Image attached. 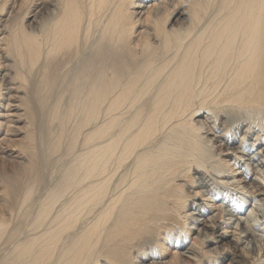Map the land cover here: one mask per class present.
<instances>
[{
	"label": "bare ground",
	"instance_id": "bare-ground-1",
	"mask_svg": "<svg viewBox=\"0 0 264 264\" xmlns=\"http://www.w3.org/2000/svg\"><path fill=\"white\" fill-rule=\"evenodd\" d=\"M163 1L0 0V69L6 71L0 72V150L25 154V169L38 172L54 143L44 134L41 150L35 131L55 78L87 43L95 45V61L71 76L61 116L64 123L68 112H83L81 152L45 194L47 202L32 204L39 207L33 221L23 213L32 223L30 233L24 228L28 236L17 239L16 231H7V211L13 209L6 210L8 218L0 221V239L8 245H2V264H98L91 260L95 246L102 264H124L130 251L142 259L137 264H163L157 259L166 254L169 236L186 248L171 257L170 263L180 264L206 251L195 239L190 245L184 231L194 228L190 221L199 222L195 215L215 207L217 221L237 231L233 241L247 264H261L264 214L258 211L264 207L250 194L248 205L245 197L233 202L244 186L221 156L230 155L235 164L264 157V149L246 139L253 133L254 141L264 138V0H214L213 14L203 21L210 0H168L164 9ZM140 13L147 24L136 27ZM174 17L178 26H166ZM65 83L64 90L56 82L58 93L60 87L67 91ZM262 162L256 170L264 181ZM188 180L197 188L193 195L181 191L191 187ZM217 253L210 264L224 252Z\"/></svg>",
	"mask_w": 264,
	"mask_h": 264
},
{
	"label": "rangeland",
	"instance_id": "rangeland-1",
	"mask_svg": "<svg viewBox=\"0 0 264 264\" xmlns=\"http://www.w3.org/2000/svg\"><path fill=\"white\" fill-rule=\"evenodd\" d=\"M160 1H163V0H160ZM167 1L168 0H164L163 1V9L167 5ZM216 6H217V4H216V2L214 0H210L209 1V3L207 4L206 10L202 14V16L200 15L202 17V21L205 20V19H207V17L209 15H211V13L213 14V9H215ZM201 8H202V6L199 5L198 6L199 11L201 10ZM209 12H210V14H209ZM140 16H141V20L139 21V23H141L142 25L141 24L140 25L137 24L136 27L145 26L147 24L146 23L147 20L144 19L145 15H141V13L137 15V17H139V19H140ZM175 17L172 18V19L170 18L169 20L167 19V21H166L167 25L166 26H169V27H177L179 20H176ZM138 30H139V28H138ZM4 35H5V33L2 32L0 34V37L1 36H4ZM93 41H94V38H93ZM0 43H1V41H0ZM93 43H89V44L87 43V45L82 49L83 50V53H81L82 51L79 53V57L81 56V58H79L77 56L78 57V59H77L75 56H73V58H71V60H70V65L67 66L68 68H65L63 71H61V73L59 74L61 76H58V79L55 78V80L53 82V86L50 87V89H49L50 90V97L48 96V99L46 100L47 101V104H49V105L45 104L46 102L45 103L42 102V104L40 106L41 109H40V107H38V109H40L39 112H41V113L39 114V117L37 119L38 121H36V126H37L36 130L37 131H35V132H36V136L38 137V139H36V140L38 142L39 148L41 150L44 149V144L41 143V141H43L44 138L46 140H48V141L50 139V141L52 143L54 142L52 144V147H51V145H49V147L51 148L50 152H49V150L48 151L46 150L48 152L47 154H45L46 155L45 156L46 158L44 156L42 157V158H45V161H44V159L41 158V156L38 157V160L39 159L40 160L42 159L44 161L43 162L41 160L42 161L41 162L39 160L40 163H38V168H37L38 172H34L35 169H31L30 168V165H29L28 168L26 167V169L24 167L20 166L24 162L27 163V161L25 159V158H27V156L25 154L24 155L21 154V153L17 154L18 152L15 151V150L12 151V153H11V151H8V150H4V152H3V149L0 150V203H1V205H2V203L4 205V207H2L3 205L2 206L0 205V208H1L0 209V221L2 219L4 220L5 218H8L9 214L7 212L10 213V216H11L10 217V221H9V223L7 222V226L8 227L6 226L7 229H8L7 231L11 230L13 233L16 231V233L13 234L14 235L13 237H16V238L18 237L17 239H19V238L22 239L23 238L22 236L25 237V234H27L26 236L29 235V233L31 232V230H29V229L31 228V224H32L31 221H29V220L32 219L33 215L36 214L35 209L37 208V207H33V206L35 205V206H39L40 207L42 205V203L40 205H38V204L41 201H43V203L47 202V196L46 195L48 194V192L53 189L54 184L57 183L58 179L60 178V176L64 172V170L65 171L66 170H71V167L76 162V159H77L78 155L81 152V140H82V135L81 134L83 133L82 130L84 128L83 127V124H84V121H85L84 120V114H83V112L81 110L77 111L75 114L68 112L67 119H65L67 122L64 120L66 122V124H65V122L62 123L63 121L61 120V118H62L61 116H63V113H65L67 111L66 108H67L68 105H66V104H68V101L70 100V98H68V97L69 96L71 97V85L73 84V82L75 80V78L74 79L73 78L71 79V76L73 75L74 71H76L77 68H79L80 66H82L83 63L86 62L87 60H89L90 62H92V60L95 61V59H94L95 58V53H94V49H95L94 47H95V45ZM70 66H72V68ZM5 68H7V67L5 66ZM65 71L67 72L66 74H69L70 77L65 74ZM0 72H2V74L6 73L4 67H3L2 70L0 69ZM63 78L66 81V83L68 84V89L65 87L68 92L67 91L64 92L65 89L63 87V85H64L63 83L65 81L63 80ZM57 81H59V82L62 83L61 84V87L64 89L63 90L60 87L59 93L57 92V90L55 88ZM66 83H65V86H66ZM8 86H11V83ZM51 92H52V95L53 96H51ZM66 92L68 94H66ZM67 95H69V96H67ZM57 97H58V102L56 103ZM64 103H65L66 108H64V105H63ZM45 105L48 108L47 107L45 108L44 107ZM49 107L50 108L52 107V109L50 110ZM51 111L52 112L54 111V114L53 115H50L49 114V113H51ZM203 115H205V114H203ZM236 116H238V115H236ZM80 118H82V119H80ZM208 120L210 121V124H212V122H211L212 121V118H210ZM20 122H22V121H20ZM61 123L63 124V126L65 124L64 128L61 125ZM79 123H81V126H80ZM20 124H23V123H20ZM244 128L242 129V131L244 130ZM78 130L79 131L81 130L82 133L79 132ZM254 130H256V129H254ZM48 131H51V132H48ZM79 133H81V134H79ZM44 134H45V137H44ZM49 137H51V138H49ZM55 137H56V140H55ZM80 137H81V140H80ZM263 137H264V135H263ZM246 139L249 142H252L253 143V145H252L253 148H256L257 150L263 152V149H264V138L263 139H260V140H255L254 141L255 135L253 133L251 135L250 139H248L247 137H246ZM258 141H260L259 144L257 143ZM248 146L251 147V145H248ZM36 148H37V146H36ZM225 155L226 154H224L221 157L224 160H229L227 163L229 165H231V168L232 169H235V172H234L235 173V175H234L235 176V179L240 182V186L241 185L244 186V189L242 191V194L237 193V194H239V195H236V199L237 200L234 199L233 202H236L237 203L239 200H241L242 197H245V198H248V200L246 199L247 202L245 203L246 205H248V203L250 202V199H249L248 195L250 194L251 196L255 197L256 199H260V202L262 203V206L264 207V181L262 180L263 173H258V171L256 170V169L259 168L258 167L259 160H263L264 161V157L259 154V156L255 157V159L252 161V163H249L248 161H245V160H242L240 162H239V160H237L238 163L235 164V160L232 157H230V155H226V156ZM38 160H36V161H38ZM241 162H243L245 165H242ZM262 163H264V162H262ZM213 165L217 167L218 164L215 165V163H213ZM262 168H264V167H262ZM216 169H220V167L219 168H216ZM34 174H36L37 177L36 176L33 177ZM32 177H33V179L31 180ZM24 182H26L28 184H26ZM187 182L189 183L190 181L188 180ZM31 183H32V185H29ZM23 185H25V186H23ZM28 185L30 187L32 186V188H29ZM188 185L183 186L181 188V191H185L187 194L193 195L191 193V191H194V190L197 191V188H196V186L194 184L192 185L191 182H190L191 187L188 188L187 187ZM19 186H21V187H19ZM2 191H5V192H2ZM26 191H29V193H30V194L27 193L28 201H27V198L25 199L27 201L28 205H26L27 203L25 201H22V200L21 201L24 204L21 203L20 202V199H19L21 197L22 193L24 194ZM238 191H240V190L238 189ZM41 194H43V195L41 196ZM28 195H29V197H28ZM38 195H39V197H38ZM8 196H10V197H8ZM35 196H36V202L34 203V201H32V199L35 200L34 199ZM193 197H195V196H193ZM205 197L206 196H201L200 198L203 199ZM37 199H38V201H37ZM41 199H43V200H41ZM196 199H197V196H196ZM3 201H5L6 206H5V204H4ZM16 201L19 202V203H21L23 205L22 212H21V208H20L22 206H19L20 205L19 203H18L19 204L18 205L19 207L15 206L16 205V203H15ZM209 202H210L209 204H212V202H214V201H209ZM216 202L217 201L214 202V205H215ZM195 203H199V202L196 200ZM13 204H14V207L12 206ZM32 204H34V205L32 206ZM216 205H219V203L217 202ZM28 206L30 208L32 207L34 209L31 208L32 210H30V208ZM238 206H239V203H238ZM25 207H28L29 209L28 208L25 209ZM39 207L36 210H38ZM2 208H4V209L2 210ZM14 208H16V210ZM7 209L8 210L9 209H13V210H10L12 212H10V211H7L6 212ZM261 209H262V211H261ZM261 209H260V211H258V213L259 214H264V209L263 208H261ZM17 210L20 211V213ZM26 210H28V211H26ZM210 210L211 211H208V212H205V211L202 212L201 211V215H195V217H199L200 218L199 222H193L192 223V221H190L191 215H188L186 217L187 221L188 222L190 221L189 222V225H191L192 227H194V228L190 229V232L184 231V234L186 236V241H189V244L192 245V243H194V241L196 240L197 241L196 244H195V245H197L196 247L197 248H200V246H201L202 247V250H206V251L205 252L202 251L203 253L200 252L199 255L197 253L196 256L194 257L195 259H192V260L191 259H184V257H182L184 259V261L183 262H180V264H187V263L188 264H210L211 261L213 260V257L219 255V253H217V252H220V253L221 252H224V253H221L220 254L219 262L221 261V263H219L217 261L216 264H245V263L247 264L248 259H245V258H243L241 256V251L243 252V250H239L241 246L238 243H236V242L233 241V239H235V237L237 236V234H236L237 231L234 230V228L223 227L224 225L221 224V222L217 221V218L219 217V214H218L219 213V210H218L217 207L210 208ZM1 211H2V213H1ZM16 211H17V213H16ZM3 212L4 213L6 212L7 214H4ZM24 212L26 213L27 218L29 220L27 218H25L26 215L23 214ZM12 213H13V215H11ZM240 213L241 214H239V215H241V217H243V218L246 217V216H244L245 213L244 214L242 212H240ZM15 214H16V216H19V218L18 217L16 218L15 217ZM2 216H3V218H1ZM213 218H214V221H212ZM25 219H27V220H25ZM32 221H33V219H32ZM29 223H31V224L29 225ZM258 223L259 222H256V224L254 226H256ZM1 224H3L4 227L6 225V224H4V222H2ZM24 228L25 229H28L29 231L28 230L25 231ZM19 229H22L24 231V233H23V231L21 230V233H23L24 235L21 234L20 231L18 232ZM176 230L180 231V229H177V228H176ZM222 231H224V232H222ZM254 231H255V233L258 232L256 229ZM203 233H205V234H203ZM198 234H200L199 237H198ZM258 234H259V232H258ZM170 237L171 236L167 237V242L169 244L165 242V246L167 248V250H166L167 252L165 251L166 254L164 253V255H161V256L159 255L158 256V259H157L160 262L162 261L163 264H173L174 262H177V259L176 260L174 259L170 263V260L172 259L171 258L172 255L175 252L179 251V250L180 251H183V252H185V250H186V248H183V247H180V246H176V244H175L176 243V240H173V241L172 240H169ZM218 238H219V241L218 242H213V241H216V239H218ZM143 241L145 243H147L146 242L147 241L146 238ZM0 244H1L0 245V251L2 252V253L0 252V259H1L0 260V264H2V261L4 259L2 256H4V255L6 256V253H7L6 252L7 251L6 250L7 249L6 246H8V245H7V243L4 242V238L3 237H2V239H0ZM9 245H10V243H9ZM219 247H220V249H219ZM221 247L224 248V250H222ZM2 248H4V249H2ZM95 248H96L97 253L94 251ZM3 250H4L5 253L3 252ZM98 250H99V247L97 248V246H95L93 248L92 252L93 253L95 252V254H93L91 252V254H92L91 255V260L92 261L99 260L100 263H98V264H102L101 260H103L104 257L103 256L102 257L100 256L101 253L99 252L100 250L99 251ZM142 250H143L142 247H139V249H138L139 252H137V254H140L142 252ZM98 253H100V254L98 255ZM226 253L228 254L227 256H226ZM156 255H157V253H156ZM261 257L263 258V260L260 261L259 263L263 264L264 263V253L261 254ZM134 258L136 259V261L134 260ZM138 259L142 260L141 258H139V255H136L135 252L130 251L129 252V256H128V260L124 264H131V263L132 264H137ZM134 261H135V263H134ZM200 261L203 262V263H201ZM139 264H148V262L141 261Z\"/></svg>",
	"mask_w": 264,
	"mask_h": 264
}]
</instances>
